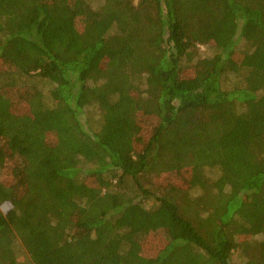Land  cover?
I'll return each mask as SVG.
<instances>
[{"label":"trees","instance_id":"16d2710c","mask_svg":"<svg viewBox=\"0 0 264 264\" xmlns=\"http://www.w3.org/2000/svg\"><path fill=\"white\" fill-rule=\"evenodd\" d=\"M0 264H264V0H0Z\"/></svg>","mask_w":264,"mask_h":264},{"label":"rangeland","instance_id":"374dc122","mask_svg":"<svg viewBox=\"0 0 264 264\" xmlns=\"http://www.w3.org/2000/svg\"><path fill=\"white\" fill-rule=\"evenodd\" d=\"M197 53L199 56H206L212 54V50L205 46H200ZM91 111V113H93L95 110L91 109ZM18 256L19 258L24 259V251L21 248L18 250ZM233 259L236 261L238 259L237 255H234Z\"/></svg>","mask_w":264,"mask_h":264}]
</instances>
